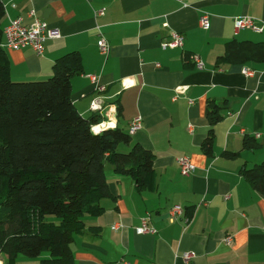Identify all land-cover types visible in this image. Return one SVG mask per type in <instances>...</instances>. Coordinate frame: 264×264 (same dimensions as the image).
Listing matches in <instances>:
<instances>
[{
	"label": "crops",
	"instance_id": "obj_1",
	"mask_svg": "<svg viewBox=\"0 0 264 264\" xmlns=\"http://www.w3.org/2000/svg\"><path fill=\"white\" fill-rule=\"evenodd\" d=\"M183 3L3 0L2 27L16 18L29 24L33 11L59 33L43 43L41 55L31 48H4L11 79L45 81L56 58L78 52L82 72L70 81L73 107L84 118L97 113L102 122L126 132L141 118L127 147L138 143L154 156L152 192L138 194L130 177L104 165L111 197L101 201V215L83 217L86 228L74 235L70 248L74 264H264V195L240 175L241 168L264 162V62L215 63L230 40L264 42V29L261 34L236 31L233 24L243 16L264 24V0ZM99 9L104 15L96 18ZM203 14L209 16L207 30L198 25ZM98 33L109 44L105 57L98 52ZM172 33L183 36L182 47L163 50L161 43ZM194 55L202 70L195 67ZM89 75L98 77L104 91L95 90ZM177 87H186L185 93L177 95ZM92 101L102 109H90ZM211 103L221 108V118L211 127L212 152L206 155L201 144L210 127ZM225 152L236 156L226 158ZM178 156L193 164L188 176L180 173ZM175 205L183 213L172 221ZM143 218L153 234H136ZM187 252L193 258L186 263L180 256ZM46 257L20 256L13 264H40Z\"/></svg>",
	"mask_w": 264,
	"mask_h": 264
},
{
	"label": "trees",
	"instance_id": "obj_2",
	"mask_svg": "<svg viewBox=\"0 0 264 264\" xmlns=\"http://www.w3.org/2000/svg\"><path fill=\"white\" fill-rule=\"evenodd\" d=\"M0 3V254L5 264L20 256L40 264H74V235L85 230V215L103 213L101 201L111 197L104 165L130 177L138 194L154 191V156L115 126L94 134L99 114L81 116L71 102V79L82 72L78 52L54 61L51 75L41 81L18 82L10 77L4 49ZM216 64L264 62V42L228 41ZM220 107L207 111L209 129L201 148L212 152V126L221 118ZM118 115L121 107H117ZM226 158L236 153H224ZM240 175L264 195V162L241 168ZM48 217H53L55 221Z\"/></svg>",
	"mask_w": 264,
	"mask_h": 264
},
{
	"label": "built area",
	"instance_id": "obj_3",
	"mask_svg": "<svg viewBox=\"0 0 264 264\" xmlns=\"http://www.w3.org/2000/svg\"><path fill=\"white\" fill-rule=\"evenodd\" d=\"M176 2H179L183 5L184 0H174ZM0 3H3V0H0ZM104 15V9H99L94 13V17H99ZM28 17L31 20L29 24L23 23V20L21 18L16 19H10L6 26L3 27L2 35L3 40L1 43V47L4 49H11V50H20L28 48L36 54L41 55L43 53L44 45L43 43L47 39L51 38H57L59 37L58 31L51 29L48 24L37 17H35V14L33 11H30L28 13ZM234 28L236 31L247 29L251 30L254 33H260L264 29V24L260 23L256 19H253L248 16L238 17L233 20ZM200 27L204 30H207L209 28V16L207 14H203L199 18V24ZM183 36L179 33H172L170 36V39L168 42L161 43V48L163 50L167 48H176V47H182L183 45ZM97 42V48L99 55L101 56H107L109 52V44L107 40L102 36L101 33H98V41ZM192 61L194 62L195 67L198 70L203 69V64L200 58L196 55L191 57ZM251 71L244 70V75L251 76ZM88 81L94 86L96 91L102 92L104 91L105 87L99 83L98 77L95 75H89ZM177 95L183 94L186 91V87H177L174 89ZM90 109L93 111L101 110V106H99L98 103L95 101H92L91 105L89 106ZM140 120L141 118H135L132 120L131 124L129 125V129L127 130L130 135H133L136 133L137 129L140 127ZM113 126L110 124V122H101L97 125H93L91 127V131L96 134L100 131H103L108 128H112ZM258 135H256L257 137ZM176 163L178 164V167L180 168V173L183 176H188L191 172L194 171L193 164L189 161V159L185 156H178L176 158ZM183 209L181 206H173L170 210V219L173 221L174 218L177 216L182 215ZM148 218L141 219V226L135 229L136 234H153L154 229L148 225ZM232 241L231 236H227L224 239V243L229 244ZM1 256V254H0ZM192 253H183L180 257L184 262H190L192 260Z\"/></svg>",
	"mask_w": 264,
	"mask_h": 264
},
{
	"label": "rangeland",
	"instance_id": "obj_4",
	"mask_svg": "<svg viewBox=\"0 0 264 264\" xmlns=\"http://www.w3.org/2000/svg\"><path fill=\"white\" fill-rule=\"evenodd\" d=\"M13 81H14V80H13ZM129 149H130V147L128 148V147H126L125 145L120 144V145L118 146L117 151H118V152H121V153H126V152L129 151ZM107 167H108V168H111V166L108 165V164H107ZM48 218H49L50 220L55 221V219H54L53 217H48ZM0 259H1V258H0Z\"/></svg>",
	"mask_w": 264,
	"mask_h": 264
},
{
	"label": "water",
	"instance_id": "obj_5",
	"mask_svg": "<svg viewBox=\"0 0 264 264\" xmlns=\"http://www.w3.org/2000/svg\"><path fill=\"white\" fill-rule=\"evenodd\" d=\"M44 13H46V11H44ZM42 18H45V16H42Z\"/></svg>",
	"mask_w": 264,
	"mask_h": 264
}]
</instances>
